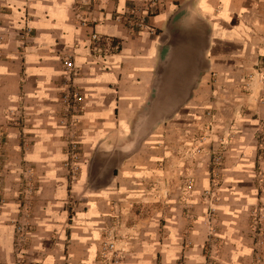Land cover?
I'll return each mask as SVG.
<instances>
[{
    "label": "crops",
    "instance_id": "0c3cea01",
    "mask_svg": "<svg viewBox=\"0 0 264 264\" xmlns=\"http://www.w3.org/2000/svg\"><path fill=\"white\" fill-rule=\"evenodd\" d=\"M85 1L0 0V139L5 142L2 153L10 160L0 165L4 185L16 198L25 186L21 159L36 165L45 207L33 222L48 238L38 250L43 264H102L101 242L114 190L124 188L132 198L146 186L165 188L163 181L157 186L141 181L158 175L151 159L162 153L150 150L146 142L162 125L184 119L186 109L198 115L202 109H214L219 123L236 133L224 154V182L216 197L226 244L219 264H264V253L258 263L255 260L257 226L252 214L258 207L264 212V150L258 134L264 127V0H162L161 11L141 32L116 21L132 0L90 1L92 6ZM94 33L120 47L93 57ZM69 57L79 68L75 72L64 67ZM73 86L86 98L76 114L65 103ZM169 90L173 98H167ZM173 107L169 119L150 126L157 109ZM11 110L24 112V128ZM62 122L68 126L62 128ZM79 137L86 160L73 186L82 189L90 181L97 191L69 223L63 161L69 156L66 142ZM117 169L128 179L126 187L104 177ZM199 171L192 200L200 206L197 214L179 209L184 196L173 192L167 199L160 193L161 205L171 207L164 217L155 192V228L121 232L117 250L122 264L206 262L209 228L204 219L212 198L201 196L210 181L205 167ZM18 202L11 199L0 213V264H17L11 221L23 216ZM187 213L198 216L194 229L186 227ZM159 221L168 222L159 228ZM133 235L137 239H127ZM190 240L192 248L186 246Z\"/></svg>",
    "mask_w": 264,
    "mask_h": 264
},
{
    "label": "rangeland",
    "instance_id": "374dc122",
    "mask_svg": "<svg viewBox=\"0 0 264 264\" xmlns=\"http://www.w3.org/2000/svg\"><path fill=\"white\" fill-rule=\"evenodd\" d=\"M94 1H105V0H86L84 5L92 6ZM153 8H146L147 14L141 12L144 10V5L150 3ZM152 1L154 0H143L137 1L132 0L128 4V8L123 13H118L116 15V21H120L125 24L128 29L131 31L138 32V26L135 24L139 21V18L143 17H153L161 11V7L164 5L165 1L157 0V5H153ZM181 1V0H174ZM133 10L138 12L133 13ZM129 17L134 26H128L125 23V19L129 20ZM106 39V38H105ZM110 42L107 53H104L103 56L107 55L112 48L118 50L120 47L119 44L115 42ZM91 55H94V51L91 49ZM72 61L75 63L74 58ZM260 84L264 86V70L260 71ZM16 112V113H15ZM200 115L196 114V111L191 109H186L184 113V119H174L164 125L160 129H157V136H153L146 144L149 146L152 151L162 150L161 155H154L152 160L157 163L158 166V175L150 177H142L141 181L143 184L146 181L154 182L157 186L159 182H165V188L159 189L155 188L152 185L151 188L143 187L138 189L135 192L134 197H128L126 195V190L124 188H117L114 190L116 192L115 196L112 199V204L110 207V218L107 226L104 230V235L101 244V250L99 258L101 259L102 264H122V261L119 263L113 262L111 253L108 254V259H103V249L109 242H115L116 249L121 250L119 247V237H122L124 231L128 232L133 230L134 232H140L141 230L154 229L155 222L153 220L155 211V201L154 193L157 192V197L160 201V193L166 198H170L173 192L177 196H184L182 203H178V207L181 210H193L197 214L199 210V205L193 203L195 197V186L198 176L200 175V169L205 167L207 169V176L210 181V187L203 190L201 196L204 197L211 196V202L206 203L207 205V214H205L204 225L209 228V233L206 240V262L204 264H219L221 260L222 250L226 245L223 238L220 235V215L219 208L216 205L217 194L221 191V184L224 182L223 177V166H224V154L230 149L231 144L235 140L236 133L234 131L226 130L222 124L219 123L217 116L215 114L216 110L214 109H203L200 111ZM13 116L19 118L21 123L19 128H24L27 125V120L24 112L22 110L14 111L11 110L10 113ZM181 118V116H180ZM17 121V119H16ZM24 124V125H23ZM259 144L264 150V127H262L259 132ZM2 138V137H1ZM65 150L72 153V150L77 152V158L71 159V154L66 160L63 161V167L67 170L65 175L68 180L67 186V198L64 202L67 212V217L69 223L73 221V218L76 216V213L87 208V202L92 194L96 193L95 186H92V182L88 181L84 187L78 188L75 190L73 182L75 178H79V175L82 174L83 168L82 164L86 160L85 158V143L81 141V138H77L73 141L66 142ZM76 144V148H74ZM5 142L0 139V163L2 162L9 163V158L6 156V153H2V147H5ZM74 152V151H73ZM116 161H120V158ZM75 163V164H74ZM118 163V162H117ZM116 163V164H117ZM21 166L24 173L21 174L23 183L25 184L24 188L21 189L19 198L12 196V192L9 189H6L4 185V175H3V166L0 165V213H2L6 207L10 206L11 199H19L18 204L23 216L17 221H11L15 224V236H16V259L17 264H43L42 262V253L38 252L42 248L43 243L47 242L43 236V231L36 222H33V218H36V212L41 211L43 207V197L42 190L36 181V165L25 159H21ZM77 166L76 170L73 168ZM156 171V168H155ZM162 171V172H161ZM115 174V175H114ZM149 174V173H148ZM115 176V177H114ZM133 176V175H132ZM104 177L114 179L120 186L126 187L125 180H128L125 175H121L120 169H117L116 173L110 172L109 174L105 173ZM96 178V176H95ZM98 178V176H97ZM105 178V180L107 179ZM104 178H99V182ZM33 181V185L28 182ZM35 181V182H34ZM96 181V182H98ZM101 183V182H100ZM27 185V186H26ZM97 185V184H96ZM171 187H170V186ZM191 186V188H189ZM218 187L217 189H215ZM190 198V202L185 199ZM215 198V199H214ZM157 199V200H158ZM58 203V201H56ZM158 203V201L156 202ZM82 204L83 206H81ZM164 217L171 214L170 205H161L159 204ZM57 207V206H56ZM259 209L253 210L252 214L254 217V225L257 226L256 240L254 246V255L256 263L262 259L264 253V212ZM81 209V210H80ZM112 209V210H111ZM206 209V207H205ZM27 211V212H26ZM177 210H173L176 212ZM29 213V214H28ZM206 213V212H205ZM186 218V227L190 226L194 229V226L198 223V216L194 215L190 217V213H187ZM161 221V220H160ZM156 223L159 228L165 227L168 221ZM257 223V224H256ZM185 227V228H186ZM184 228V229H185ZM122 232V233H121ZM121 233V235H119ZM188 233L184 230V240H186L185 235ZM126 234V233H125ZM124 234V235H125ZM137 239V237H128L127 239ZM126 239V238H125ZM151 238H147L149 241ZM52 243H55V238L52 237ZM186 243V242H185ZM194 244L193 240H190L189 243H186V246L192 248ZM182 260V264L183 261Z\"/></svg>",
    "mask_w": 264,
    "mask_h": 264
},
{
    "label": "built area",
    "instance_id": "2783aa9c",
    "mask_svg": "<svg viewBox=\"0 0 264 264\" xmlns=\"http://www.w3.org/2000/svg\"><path fill=\"white\" fill-rule=\"evenodd\" d=\"M157 0L152 1L153 5H157L156 3ZM144 10H142L141 12L144 14H147L146 12V8L147 9H151L153 8V6L151 5V1L150 3L145 4L144 5ZM133 13L138 12L137 10H133ZM151 17L147 16V17H143V18H139V21L137 23H135L138 26V32H141L143 30H146L148 27V21ZM125 23L128 26H134V22L131 21L130 17L129 20L125 19ZM135 32V31H133ZM91 40H92V50L94 51V55L93 57H97L100 58L104 53H107L108 51V47L110 45V42L108 39L102 38L101 36H99L97 33L92 34L91 36ZM72 57L67 58L64 61V67L66 69L67 72H75L77 69L76 64L72 61ZM81 88L79 86H73L72 90L68 93L67 96H65V103L66 105H72L73 106V112L76 114L79 112V107H81L83 105V103L85 102L86 98L85 95L81 92ZM62 128L63 127H67L68 125L64 124L62 122L61 124ZM74 148H76V144H74ZM74 151V152H73ZM72 153L69 152V156L71 154V159H75L77 158V152L75 150L71 151ZM75 164V163H74ZM77 166H74L73 168L76 170ZM191 188V186L189 187ZM111 253L112 255V260L113 262L119 263V255H118V250L116 249V245L115 242H109L107 243V245L104 247L103 249V259H108V254Z\"/></svg>",
    "mask_w": 264,
    "mask_h": 264
},
{
    "label": "water",
    "instance_id": "95a60500",
    "mask_svg": "<svg viewBox=\"0 0 264 264\" xmlns=\"http://www.w3.org/2000/svg\"><path fill=\"white\" fill-rule=\"evenodd\" d=\"M167 93H168L167 98H173V95L170 90ZM174 111H175L174 107L171 109H164V108L157 109L156 113L153 115L150 121V126H154L153 123L156 121L160 122L169 119L174 113Z\"/></svg>",
    "mask_w": 264,
    "mask_h": 264
}]
</instances>
